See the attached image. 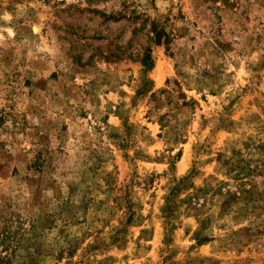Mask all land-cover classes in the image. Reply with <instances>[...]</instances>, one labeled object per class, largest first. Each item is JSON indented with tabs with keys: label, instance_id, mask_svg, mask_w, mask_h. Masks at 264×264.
<instances>
[{
	"label": "rangeland",
	"instance_id": "rangeland-1",
	"mask_svg": "<svg viewBox=\"0 0 264 264\" xmlns=\"http://www.w3.org/2000/svg\"><path fill=\"white\" fill-rule=\"evenodd\" d=\"M2 235L10 264H264V0H0Z\"/></svg>",
	"mask_w": 264,
	"mask_h": 264
},
{
	"label": "trees",
	"instance_id": "trees-1",
	"mask_svg": "<svg viewBox=\"0 0 264 264\" xmlns=\"http://www.w3.org/2000/svg\"><path fill=\"white\" fill-rule=\"evenodd\" d=\"M141 65L145 68L144 70L146 71L151 68V60L148 54L142 58ZM10 239L11 238L7 235H2L0 237V253H2L1 250H6V248L8 247V242L11 241ZM0 264H10V263L6 256H1L0 254Z\"/></svg>",
	"mask_w": 264,
	"mask_h": 264
}]
</instances>
